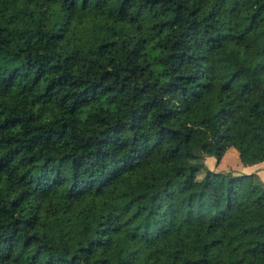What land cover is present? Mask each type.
<instances>
[{
	"label": "trees",
	"instance_id": "1",
	"mask_svg": "<svg viewBox=\"0 0 264 264\" xmlns=\"http://www.w3.org/2000/svg\"><path fill=\"white\" fill-rule=\"evenodd\" d=\"M227 147L264 161V0H0V264H264Z\"/></svg>",
	"mask_w": 264,
	"mask_h": 264
},
{
	"label": "rangeland",
	"instance_id": "2",
	"mask_svg": "<svg viewBox=\"0 0 264 264\" xmlns=\"http://www.w3.org/2000/svg\"><path fill=\"white\" fill-rule=\"evenodd\" d=\"M203 161L206 167L212 171H220L228 174L253 171L264 182V161L252 165H243L239 161L237 152L233 147H227L217 163L211 156L205 157ZM200 175L198 174L197 176L199 177Z\"/></svg>",
	"mask_w": 264,
	"mask_h": 264
}]
</instances>
